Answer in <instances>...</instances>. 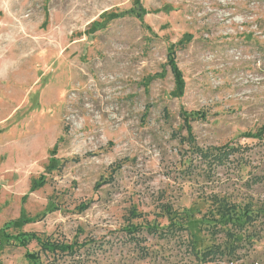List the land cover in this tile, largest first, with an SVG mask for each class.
I'll use <instances>...</instances> for the list:
<instances>
[{
    "label": "rangeland",
    "instance_id": "rangeland-1",
    "mask_svg": "<svg viewBox=\"0 0 264 264\" xmlns=\"http://www.w3.org/2000/svg\"><path fill=\"white\" fill-rule=\"evenodd\" d=\"M262 126L264 0H0V228L74 246L0 264H264Z\"/></svg>",
    "mask_w": 264,
    "mask_h": 264
},
{
    "label": "trees",
    "instance_id": "trees-1",
    "mask_svg": "<svg viewBox=\"0 0 264 264\" xmlns=\"http://www.w3.org/2000/svg\"><path fill=\"white\" fill-rule=\"evenodd\" d=\"M141 12L138 13V15H140ZM168 63L170 64L172 73L175 77V82L177 87L181 90L183 87V76H182V72L177 64L176 61V55H175V51L173 50V48L168 51ZM181 114L183 116L184 119V126L187 129V137L186 140H190L192 142H194L195 138L194 135L192 134V126H191V120L194 118L192 116V113H188L187 110H182ZM264 135V126H262L260 128V130L257 133H248L247 136L249 137H258V138H262ZM192 149H194L195 152H197V150H200L198 148V146L196 144L193 145ZM234 148L227 145H223V146H216V147H212V152L210 155V158L212 159V164L211 165H220L223 164L224 162H226L231 154L234 152L233 151ZM202 152V150H200ZM88 205H86L87 207ZM241 207H239L238 205L235 204H231L230 202L226 201V200H221L219 201L217 208L212 211V214L214 212H216L215 214H218L221 216V218H224V222L225 224H229V223H239L243 217H247L249 218V211L248 209L242 208L243 210H246L244 212V215H240L238 213L237 210H239ZM243 213V212H242ZM170 225H174V226H178L177 223H172ZM182 226V225H180ZM174 232V231H171ZM170 231L165 230L161 233L162 237L165 236H169L168 234L170 233ZM0 236L4 237L8 240H12L14 241L16 244L20 245V246H27V244L29 242H31L32 240H37L42 249L45 250H50V251H59V252H71L74 249L73 244H66V243H59V242H54L51 240H44L42 239L39 235H37L34 232H21L18 234H10L5 232L2 228H0ZM213 248L209 249L208 251L212 250ZM26 258L28 260L31 261H35V259L37 258V255L35 253H30L27 252L26 253Z\"/></svg>",
    "mask_w": 264,
    "mask_h": 264
}]
</instances>
